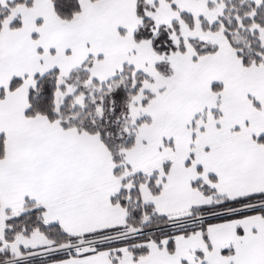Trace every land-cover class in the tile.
<instances>
[{
    "label": "snow or ice",
    "instance_id": "6c2138e0",
    "mask_svg": "<svg viewBox=\"0 0 264 264\" xmlns=\"http://www.w3.org/2000/svg\"><path fill=\"white\" fill-rule=\"evenodd\" d=\"M0 264H264V0H0Z\"/></svg>",
    "mask_w": 264,
    "mask_h": 264
}]
</instances>
